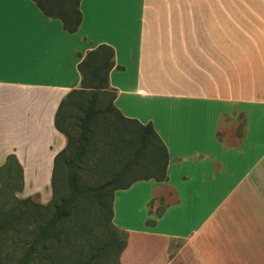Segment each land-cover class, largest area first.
Returning <instances> with one entry per match:
<instances>
[{
  "label": "crops",
  "instance_id": "1",
  "mask_svg": "<svg viewBox=\"0 0 264 264\" xmlns=\"http://www.w3.org/2000/svg\"><path fill=\"white\" fill-rule=\"evenodd\" d=\"M77 11L67 33L32 0H0V166L11 155L22 176L1 232H18L21 213L28 233L33 195L48 203L34 180L50 179L66 146L56 109L104 46L112 106L149 123L167 155L164 181L112 192L118 264H264V0H77Z\"/></svg>",
  "mask_w": 264,
  "mask_h": 264
},
{
  "label": "trees",
  "instance_id": "2",
  "mask_svg": "<svg viewBox=\"0 0 264 264\" xmlns=\"http://www.w3.org/2000/svg\"><path fill=\"white\" fill-rule=\"evenodd\" d=\"M32 1L44 16L57 18L65 32L73 33L76 30L80 21L77 0ZM111 57L112 50L104 46L89 52L77 67L82 77L80 88L67 93L56 109L53 122L54 128L65 137L66 146L54 156L52 161L49 179L50 199L48 203L41 205L34 202L32 205L33 211H29L28 216V226L30 223H34L33 228L36 235L33 244L29 245V250H38L33 259H38L37 261L41 263H43L46 254V241L52 237L53 243L67 251L66 261H71L72 264H118L119 255L125 245V234L114 227L110 221L112 192L125 189L137 180L152 179L161 182L165 179L166 151L151 125L149 123L141 125L135 120L123 118L112 106V94L109 92L110 100L106 104L104 113L115 117L113 122L115 125L110 126L108 130L112 134L110 136L111 141L100 143L98 157L92 161L91 166L92 164L95 166L98 164L110 165V163H113L112 160L117 163L122 160L121 176L129 171L132 166L139 167L140 175L129 178L125 183L117 184L115 181L111 186L103 185L98 190L89 191V188L82 189V187H79V177L75 176V170H78L79 162L72 157L73 159L70 162L72 174L68 177L69 196L64 198L61 195L63 192H57V167L62 163L65 156L72 151L74 141L67 128L63 126L70 110L77 111V114L74 115L75 123L83 141L79 145L80 149L85 150L89 142L93 143V146L99 144V142L96 144L95 141L90 140L96 132L97 121H101L98 117L104 113L95 111L93 106L97 101L98 94L105 93L107 89V73L113 66ZM96 136L100 137V133ZM12 167L16 172V174L14 172V175L12 174L14 171ZM14 180L17 181V184L13 186L11 183ZM21 187V168L14 158L8 155L0 166V191L1 189H7L8 193H14L19 192ZM79 193L94 195V202L104 211L98 223L97 220L94 221L92 218L89 207L84 209V206L80 205ZM35 198H37V194L33 195V199ZM12 201L15 202L16 200L13 199ZM17 202L19 204L28 202L31 205L32 199ZM82 208L89 211L81 212ZM4 217L5 214L1 211L0 206V232L9 223ZM22 220L20 213L17 221L19 222L20 231L24 230L25 232V223L24 228H21ZM24 220L26 221L25 218ZM98 225L106 230L108 237L105 241H100L98 231L94 230L97 229L94 226ZM76 240L81 241L80 245H73L72 241ZM98 242H102V244L98 246ZM19 243L26 242L18 241ZM74 249H76V252ZM27 259H31L29 252L24 254L23 260L19 264L27 263Z\"/></svg>",
  "mask_w": 264,
  "mask_h": 264
},
{
  "label": "rangeland",
  "instance_id": "3",
  "mask_svg": "<svg viewBox=\"0 0 264 264\" xmlns=\"http://www.w3.org/2000/svg\"><path fill=\"white\" fill-rule=\"evenodd\" d=\"M110 100V93L109 91H105V93H99L97 96V101L93 106V109L95 111H101L104 113L106 111V104ZM77 114V111L75 110H70V113L67 116L66 121L64 122L63 126L67 128V131L69 135L71 136L73 141L72 144V151L70 154H67L65 158L62 160V163H60L57 167V192H63L61 194L64 198H67L69 196V175L72 174V166L70 165V162L73 158H75V161L78 160V170H75V176L79 177V187L82 189L89 188V191L98 190L101 186L103 185H110L112 183L117 182L119 183H125L129 178L137 175H140L139 172V167L132 166V168L129 171H126L122 176H121V169H123V163L122 160L118 161L117 163L115 160H112L113 163L110 165H101L98 164L97 166L93 165L91 166V163L94 159L98 157V151L100 143L101 142H110L112 134L109 132V128L112 125H115L113 122L115 121L112 115L104 113L103 115L101 114L98 119L101 121H97V124L95 126L96 132L94 133L93 136H91L90 141H95L96 144L99 142L98 145L93 146V143H90L87 145L85 150H81L80 146L83 141L81 140L80 132L76 128V123H75V116ZM97 119V120H98ZM100 133V137L96 136V134ZM73 157V158H72ZM110 160V159H109ZM91 166V167H90ZM12 170L14 168L12 167ZM15 170L13 171L14 175ZM16 174V172H15ZM118 177V178H116ZM35 184L38 186H41L42 189L40 190V194L42 197H49L50 196V189H48V180H34ZM13 186L17 184V181L14 180L11 183ZM25 184L26 188L28 185H31V182L29 180L25 179ZM7 193L8 190L4 189V192L1 193L0 196V202H8L9 200L7 199ZM79 200L80 205L84 206V209H87L89 207L92 218L97 220V223L99 222V219L102 217L104 211L98 207L97 203L94 202L95 197L94 195L90 194H81L79 193ZM35 202H37V198L34 199ZM82 208L81 212H86L89 210H84ZM33 211V210H32ZM32 220V219H31ZM23 219L21 222L24 223L26 226V221ZM32 222V221H31ZM19 225V222H18ZM13 226V225H12ZM34 223H30L28 226V233L26 231H20L18 229V232L14 233L13 229H9L8 231H5V234L0 232V239H5L4 241H0V264H19L24 257L25 253L29 252V257H31L30 260H26L27 263L25 264H72L71 261H66V256H67V251L63 250L57 246L55 243H53L52 237L49 238V240L46 241V254L44 255L43 263L37 261L38 259H33L35 253L38 252V250L35 251H30L29 250V245L33 244V242L36 239L35 231H34ZM94 230H97L99 233V240H106L108 235L106 233V230L101 226H94ZM15 228V226H13ZM20 228V227H19ZM22 228V226H21ZM4 231V230H3ZM7 232V233H6ZM75 235V234H74ZM78 236V235H77ZM74 236V237H77ZM28 237V242L27 243H19L18 241H21L26 239ZM73 237V238H74ZM14 240L13 242L11 240ZM73 245H80L81 241L76 240L72 241ZM102 244V242H98L97 245L99 246ZM76 249H74L75 251ZM76 252V251H75ZM56 253V255H55ZM31 254V255H30ZM69 254V252H68ZM75 256V254H74ZM30 261V262H29Z\"/></svg>",
  "mask_w": 264,
  "mask_h": 264
},
{
  "label": "snow or ice",
  "instance_id": "4",
  "mask_svg": "<svg viewBox=\"0 0 264 264\" xmlns=\"http://www.w3.org/2000/svg\"><path fill=\"white\" fill-rule=\"evenodd\" d=\"M0 28H2V21H0Z\"/></svg>",
  "mask_w": 264,
  "mask_h": 264
}]
</instances>
